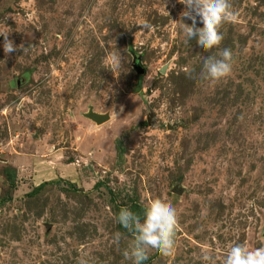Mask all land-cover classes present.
Returning <instances> with one entry per match:
<instances>
[{"label":"rangeland","instance_id":"374dc122","mask_svg":"<svg viewBox=\"0 0 264 264\" xmlns=\"http://www.w3.org/2000/svg\"><path fill=\"white\" fill-rule=\"evenodd\" d=\"M229 2L203 50L185 0H0V264H133L117 215L156 198L175 247L145 264L264 248V0ZM225 48L231 73L205 78Z\"/></svg>","mask_w":264,"mask_h":264},{"label":"clouds","instance_id":"9594fccd","mask_svg":"<svg viewBox=\"0 0 264 264\" xmlns=\"http://www.w3.org/2000/svg\"><path fill=\"white\" fill-rule=\"evenodd\" d=\"M186 9L182 17L191 23L182 22L185 41L196 40L200 48H217L222 40L221 26L235 18L230 10L229 0H185ZM143 27L148 28L145 24ZM4 36V35H2ZM8 36V35H7ZM4 36V51H14L13 43ZM232 52L223 49L219 58L209 56L204 59L202 72L209 80H219L232 71ZM117 223L125 230L135 232L136 244L131 252H126L133 264H145L149 251L170 255L175 247L177 228L176 208L160 198L153 199L143 210V222L140 217L127 207L121 208ZM209 260V256L204 257ZM223 264H264V248L250 250L242 244H235L224 257Z\"/></svg>","mask_w":264,"mask_h":264},{"label":"water","instance_id":"95a60500","mask_svg":"<svg viewBox=\"0 0 264 264\" xmlns=\"http://www.w3.org/2000/svg\"><path fill=\"white\" fill-rule=\"evenodd\" d=\"M89 117L94 120L97 124L101 125L109 120L108 116H99L96 115L95 113H91Z\"/></svg>","mask_w":264,"mask_h":264},{"label":"trees","instance_id":"16d2710c","mask_svg":"<svg viewBox=\"0 0 264 264\" xmlns=\"http://www.w3.org/2000/svg\"><path fill=\"white\" fill-rule=\"evenodd\" d=\"M12 178H13V176H12Z\"/></svg>","mask_w":264,"mask_h":264}]
</instances>
